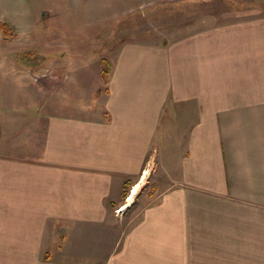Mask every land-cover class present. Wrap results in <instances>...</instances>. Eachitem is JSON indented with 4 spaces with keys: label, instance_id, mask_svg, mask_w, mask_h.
Segmentation results:
<instances>
[{
    "label": "crops",
    "instance_id": "0c3cea01",
    "mask_svg": "<svg viewBox=\"0 0 264 264\" xmlns=\"http://www.w3.org/2000/svg\"><path fill=\"white\" fill-rule=\"evenodd\" d=\"M260 7L168 46L123 50L108 82L97 77L98 101L88 89L66 105L55 77L47 114L48 94L14 122L0 104V264L263 260ZM145 172L141 204L117 214L125 183L130 194Z\"/></svg>",
    "mask_w": 264,
    "mask_h": 264
},
{
    "label": "rangeland",
    "instance_id": "374dc122",
    "mask_svg": "<svg viewBox=\"0 0 264 264\" xmlns=\"http://www.w3.org/2000/svg\"><path fill=\"white\" fill-rule=\"evenodd\" d=\"M261 4L264 0H0V104L9 108L14 122L15 109L48 94L49 101L39 104L47 114L51 93L58 89L52 85L55 77L66 105L72 95L86 102L88 89L96 100L105 89L96 90L101 60L117 62L131 46L177 43L201 27L259 13ZM3 25L11 28L10 37ZM135 202L121 214L131 218L141 204ZM251 264H264V259Z\"/></svg>",
    "mask_w": 264,
    "mask_h": 264
},
{
    "label": "trees",
    "instance_id": "16d2710c",
    "mask_svg": "<svg viewBox=\"0 0 264 264\" xmlns=\"http://www.w3.org/2000/svg\"><path fill=\"white\" fill-rule=\"evenodd\" d=\"M1 30L6 37H10L12 34L11 28H8L6 25L1 26ZM101 68H102L103 83L106 84L108 82V78L111 73L112 64L110 61L103 59L101 60ZM130 187H131V182L129 181L126 182L122 193L123 200L128 197Z\"/></svg>",
    "mask_w": 264,
    "mask_h": 264
},
{
    "label": "bare ground",
    "instance_id": "6f19581e",
    "mask_svg": "<svg viewBox=\"0 0 264 264\" xmlns=\"http://www.w3.org/2000/svg\"><path fill=\"white\" fill-rule=\"evenodd\" d=\"M148 172H145L143 179L140 183L136 184L130 191V194L128 196L127 204L122 207V210H125L127 207L131 206L134 202L136 196L139 194L143 184L147 182Z\"/></svg>",
    "mask_w": 264,
    "mask_h": 264
}]
</instances>
